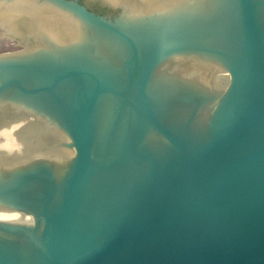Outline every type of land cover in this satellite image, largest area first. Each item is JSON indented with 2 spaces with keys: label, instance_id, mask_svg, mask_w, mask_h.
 Masks as SVG:
<instances>
[{
  "label": "water",
  "instance_id": "obj_1",
  "mask_svg": "<svg viewBox=\"0 0 264 264\" xmlns=\"http://www.w3.org/2000/svg\"><path fill=\"white\" fill-rule=\"evenodd\" d=\"M0 22L42 44L0 53V109L75 149L0 168V264H264V0H0ZM181 53L229 82L179 79Z\"/></svg>",
  "mask_w": 264,
  "mask_h": 264
},
{
  "label": "bare ground",
  "instance_id": "obj_2",
  "mask_svg": "<svg viewBox=\"0 0 264 264\" xmlns=\"http://www.w3.org/2000/svg\"><path fill=\"white\" fill-rule=\"evenodd\" d=\"M0 23L12 35L10 23ZM16 38L24 46L27 45L24 54L42 50L38 37ZM168 61H171L172 69L179 79L196 82L191 84L217 85L230 80V75L223 71L219 62L195 53L169 56ZM69 141L65 132L47 122L38 121L17 106L5 104L0 109V168L19 165L29 167L36 161L33 158L38 156L51 160L54 166L70 162L75 149L67 145ZM2 212L3 208L0 207V222L21 227L18 219L2 217Z\"/></svg>",
  "mask_w": 264,
  "mask_h": 264
},
{
  "label": "rangeland",
  "instance_id": "obj_3",
  "mask_svg": "<svg viewBox=\"0 0 264 264\" xmlns=\"http://www.w3.org/2000/svg\"><path fill=\"white\" fill-rule=\"evenodd\" d=\"M11 36L12 35L6 31L4 25L0 23V53L24 49V46L19 43L18 39L16 37H14V39Z\"/></svg>",
  "mask_w": 264,
  "mask_h": 264
},
{
  "label": "flooded vegetation",
  "instance_id": "obj_4",
  "mask_svg": "<svg viewBox=\"0 0 264 264\" xmlns=\"http://www.w3.org/2000/svg\"><path fill=\"white\" fill-rule=\"evenodd\" d=\"M92 8V7H91ZM92 9H94V8H92ZM94 10H97L98 12H101L100 10H98V9H94ZM102 13V12H101Z\"/></svg>",
  "mask_w": 264,
  "mask_h": 264
}]
</instances>
